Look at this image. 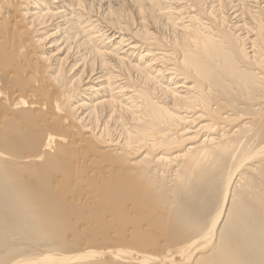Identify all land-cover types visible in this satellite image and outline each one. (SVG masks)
Instances as JSON below:
<instances>
[{
  "label": "bare ground",
  "instance_id": "bare-ground-1",
  "mask_svg": "<svg viewBox=\"0 0 264 264\" xmlns=\"http://www.w3.org/2000/svg\"><path fill=\"white\" fill-rule=\"evenodd\" d=\"M0 264H264V0H0Z\"/></svg>",
  "mask_w": 264,
  "mask_h": 264
}]
</instances>
